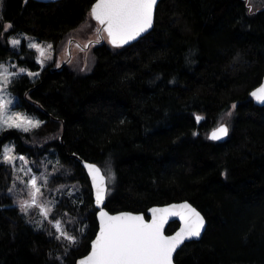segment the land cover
Instances as JSON below:
<instances>
[{"label": "trees", "instance_id": "trees-1", "mask_svg": "<svg viewBox=\"0 0 264 264\" xmlns=\"http://www.w3.org/2000/svg\"><path fill=\"white\" fill-rule=\"evenodd\" d=\"M94 2L4 0L0 23V61L17 58L40 73L13 91L19 108L42 121L29 133H0V149L13 141L35 161L50 155L70 170L54 181L79 185L59 209L85 229L64 264L87 254L98 230L89 177L70 154L114 173L111 212L188 200L204 214L203 237L186 242L176 264H264V106L250 96L264 77V0H161L150 34L121 49L93 45L89 70L70 63L53 70L57 62L42 68L25 43L17 51L7 42L24 33L53 43L57 55ZM220 123L229 137L210 140ZM12 181L11 168L0 165V264H59L49 252L62 256L64 246L13 204L5 194ZM178 226L170 223L166 233Z\"/></svg>", "mask_w": 264, "mask_h": 264}, {"label": "snow or ice", "instance_id": "snow-or-ice-1", "mask_svg": "<svg viewBox=\"0 0 264 264\" xmlns=\"http://www.w3.org/2000/svg\"><path fill=\"white\" fill-rule=\"evenodd\" d=\"M157 4L158 0H95L90 16L97 25L95 29L97 41L106 39L108 44L117 49L126 45L132 46L133 42H140L146 34H150V30H154ZM4 29L6 34L13 29V25L10 22L6 23ZM7 42L14 49L20 48L22 44L17 38H10ZM26 47L38 54L37 63L41 67L46 60L52 59L51 44L43 45L29 38ZM59 66L57 64V67ZM39 74L7 61H0V133L8 130L29 133L41 126L38 118L16 110L20 105L12 91L25 76L37 77ZM250 95L257 103L264 105V84L253 90ZM235 108L236 104H233L232 109ZM232 114V111L226 113L228 117ZM195 119L199 122L202 117L197 115ZM228 135V124L221 123L208 138L218 141ZM45 163L29 161L26 156L17 154L14 144L4 145L0 149V165L11 168L13 176L12 185L7 188L5 194L13 198V204L18 206L23 215L30 217L28 222L37 230L62 243L63 255L53 257V253L49 252V257L59 261V264H64L70 251L78 248L85 229L81 226L77 230L76 218L59 212L60 207L65 204L63 200L56 197L46 198L52 191L49 185L60 176H69L70 170L61 171L63 165L57 160V168L53 169L55 175L47 171L39 172ZM33 167L36 171H33ZM84 168L90 177V189L94 195V203L98 207V231L91 240L90 251L82 256L77 264H173L174 253L185 241L201 237L205 229V218L188 202L153 207L149 209L150 220L145 219L143 214L131 212L110 214L105 209V200L109 191V181L115 182L114 173H111L109 168V178L106 180L105 175L101 174V169L94 163H85ZM45 189H48L47 194ZM55 190L63 193L66 186L62 185ZM67 194L70 197L73 195L72 192ZM76 200L83 202L78 195ZM33 212L38 219L32 218ZM170 217H179L181 227L175 234L166 235L165 225ZM46 222L51 225L54 232L45 227Z\"/></svg>", "mask_w": 264, "mask_h": 264}, {"label": "rangeland", "instance_id": "rangeland-1", "mask_svg": "<svg viewBox=\"0 0 264 264\" xmlns=\"http://www.w3.org/2000/svg\"><path fill=\"white\" fill-rule=\"evenodd\" d=\"M3 3H4V0H0V16L3 13ZM94 21H93V19L91 18L90 14H89V16L85 20V22L82 25H80L76 30L71 32L67 36V38L65 39L63 44L60 46V48H57V49H59V52L57 53V55H56V47L53 45V43H50V42H47V41H38L36 38H34V37L30 36V35L24 34V33L23 34L22 33L18 34L17 36H11L10 38H17V39H20L22 41V44H21L20 48L16 49L17 51H20L22 49L23 43H25L27 45V43L29 42V38H32L35 42H39V43H41L43 45L51 44L53 46V48H52V50L50 52V55H51L52 59L51 60H46L43 67L49 65L52 62H57V64H60L67 57L68 43H69V40L71 38L78 39L84 45L88 41H90L92 39H97V34L95 32V29H96L97 25H96V22L94 23ZM0 23H1V19H0ZM4 31H5V29H4ZM105 41H107V40L105 39ZM72 50H73V58H72V61L70 62V66L73 67V68H77V69L80 68V69H83V70H89L92 67L93 63H94L92 48L91 49H83V48H79L75 44H73V49ZM2 61H7V62H10L12 64L19 65L18 61H17V58H9L7 60H2ZM20 67H23V66H20ZM38 77L39 76L30 77V78L32 80H36ZM13 95L15 97H17V95H15L14 91H13ZM18 101H19V99H18ZM16 110L21 111V112H25L21 108H18ZM230 111L233 112L234 109H230ZM30 116H32V115H30ZM33 117H35V116H33ZM35 118H37V117H35ZM229 118L230 117H228L225 114L224 118H223V120L221 122H224V121L227 122V120ZM41 124H42V121H41ZM9 144H13V141H8V142L5 143V145H9ZM19 155H22V154H19ZM24 156H26V155H24ZM28 160L29 161H35L33 159H30V158H28ZM36 162H46L44 164V166L39 169V172L47 171L48 173L55 175V173H53V169L57 168V163H56L57 159L56 158H54V157H52L50 155H47L46 157L40 158V160L36 161ZM17 165L19 166V161H17ZM29 166L32 167V165H29ZM33 171H36L35 167H33ZM106 174H107V177L109 178V172L106 171ZM20 175H23V173H20ZM62 185L66 186V191L63 192V193L57 192L55 189H57L58 187H60ZM78 186L79 185H77V184H64L63 182L59 183L57 181H54V182H52L49 185V188L52 189V191H51L50 195H46V198L47 199H51L53 197H56L59 200L65 201L67 199L66 197L68 196L67 193L68 192H72L73 193L75 191V189H77L76 187H78ZM45 192L47 194L48 193V189H45ZM60 213H62V211H60ZM26 218H27V220H29L30 217L26 216ZM32 218L33 219H38L39 217L35 215V212H33ZM45 227H50L49 229L54 230L48 222L45 223Z\"/></svg>", "mask_w": 264, "mask_h": 264}, {"label": "water", "instance_id": "water-1", "mask_svg": "<svg viewBox=\"0 0 264 264\" xmlns=\"http://www.w3.org/2000/svg\"><path fill=\"white\" fill-rule=\"evenodd\" d=\"M34 1H39V2H45V3H49V2H57V1H59V0H34ZM160 1L161 0H158V4L160 3ZM95 3V2H94ZM93 3V4H94ZM158 4H157V7H158ZM157 7H156V10H155V16H154V24H155V17H156V11H157ZM151 31V30H150ZM103 42H105V39H100L99 41H97V39H92V40H90V41H88L85 45L82 43V42H80L78 39H76V38H71L70 40H69V43H68V48H67V57H66V59L60 64V66L59 67H55L53 70H56V69H61L63 66H65V65H67L68 63H70V61L72 60V57H73V51H72V49H73V44H75L77 47H79V48H83V49H90L93 45H96V44H100V43H103ZM134 43V42H133ZM261 84H264V77H263V80H262V82L257 86V87H259ZM256 87V88H257ZM256 88H254L253 90H255ZM252 90V91H253ZM251 91V92H252ZM251 96V95H250ZM251 99L254 101V103L256 104V105H258V106H264V105H261V104H259V103H257L256 101H255V99L254 98H252L251 97ZM221 124V123H220ZM220 124H218L216 127H214L210 132H209V136H210V134H211V132L213 131V130H215ZM229 134H230V127H229ZM229 137V135L227 136V137H224L223 139H221V140H218V141H224V140H226L227 138ZM62 138V137H61ZM70 156L71 157H74V158H76L78 161H80L81 163H82V165L84 166V164L85 163H94V162H89V161H86L85 159H83L80 155H78V154H70ZM97 167H99L100 169H101V174L102 175H105V177H106V180L108 179V177H107V175H106V173L104 172V170L102 169V167H100L98 164H96V163H94ZM86 170V169H85ZM86 172H87V170H86ZM89 177V176H88ZM89 180H90V177H89ZM109 184V183H108ZM93 199H94V195H93ZM106 202H107V197H106V200H105V209L110 213V214H117V213H120V212H131V213H133V214H143L144 216H145V219H147V220H150L151 219V213H150V211H149V209H151V208H153V207H165V206H168V205H170V204H179V203H183V202H188V203H190L193 207H195L196 209H197V211H199L200 213H201V215H203L204 216V214L194 205V204H192L190 201H188V200H183V201H173V202H170V203H167V204H162V205H153V206H151V207H149L148 208V210L146 211V213H144V212H133V211H118V212H111V211H109L108 209H107V207H106ZM94 205H95V203H94ZM95 207H96V209H97V211H98V207L95 205ZM204 218H205V229L202 231V233H201V237H199V238H193V239H191V240H187V241H185L184 242V244L186 243V242H190V241H193V240H200L202 237H203V235H204V233H205V231H206V228H207V219H206V217L204 216ZM97 220H98V217H97ZM172 222H178L179 223V226H178V228L173 232V233H171V234H168V233H166V230H167V228H168V226L170 225V223H172ZM181 227V222H180V220H179V217H170L169 218V221H168V223L165 225V234L166 235H173V234H175V232L176 231H178L179 230V228ZM98 231V230H97ZM95 238V237H94ZM93 238V239H94ZM92 239V240H93ZM183 244V245H184ZM183 245H181L180 246V248H178L177 249V252L182 248V246ZM90 251V250H89ZM176 252V253H177ZM176 253H174V256H173V264H176V262H175V256H176ZM85 255H87V254H85ZM84 256V255H83ZM81 258V257H80ZM80 258H78L77 259V261L80 259ZM76 264H77V262H76Z\"/></svg>", "mask_w": 264, "mask_h": 264}]
</instances>
